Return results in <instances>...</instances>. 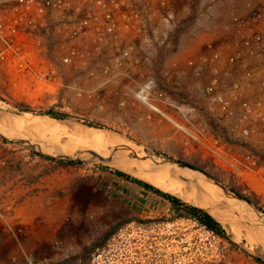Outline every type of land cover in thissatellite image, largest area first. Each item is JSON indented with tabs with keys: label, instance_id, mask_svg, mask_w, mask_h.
<instances>
[{
	"label": "rangeland",
	"instance_id": "obj_1",
	"mask_svg": "<svg viewBox=\"0 0 264 264\" xmlns=\"http://www.w3.org/2000/svg\"><path fill=\"white\" fill-rule=\"evenodd\" d=\"M230 1L178 0L173 6L175 35L171 39L160 33L149 47L139 40L112 41L113 47L108 48L87 38H49L42 40L46 51L8 56L0 66V131L15 140L39 143L50 151L45 152L48 155H55V149L63 153L61 146L47 143L48 133L44 138L35 127L16 130L11 125L14 118L40 123L47 129L65 127L67 135L75 139L92 130L117 134L125 140L122 142L141 147L148 154L200 168L231 193L250 198L264 213V136L219 133L214 118H210L214 107H201L210 126L196 115L190 119L182 115L201 99L196 80H188L186 74L200 64L202 56H212L218 49L221 56L227 53L220 45L226 25L233 16L246 14L253 0H242L247 2L243 11L227 17L222 9ZM201 10L204 18L197 20ZM162 25L156 22L157 28ZM169 41L174 44V53L165 51ZM123 48L128 53L121 52ZM26 108L36 114L53 110L70 118L61 122L20 111ZM173 120L185 125L188 132L175 128ZM207 145L225 161H215ZM89 147L85 143L71 156L89 159L88 152L93 150ZM113 147H106L104 156H109ZM124 152L116 156L128 151ZM127 155L125 162L132 169L157 176L165 187H176L171 194L191 204H210L211 214L222 219L217 218L228 239L192 219L179 218L166 202L113 174V170H122L112 163L49 160L38 148L0 137V209L11 213L16 207L24 210L25 201L30 205L26 215L24 212L15 219L12 229H0V264H65L79 255L88 257L90 264H260L254 258H264V225L246 204L225 197L219 188L194 173V178L184 179L178 168L153 167L151 161ZM252 160L258 162L255 168L249 167ZM200 181L217 198L210 197ZM125 220L130 223L109 237L103 248L87 254L93 244Z\"/></svg>",
	"mask_w": 264,
	"mask_h": 264
},
{
	"label": "built area",
	"instance_id": "obj_2",
	"mask_svg": "<svg viewBox=\"0 0 264 264\" xmlns=\"http://www.w3.org/2000/svg\"><path fill=\"white\" fill-rule=\"evenodd\" d=\"M177 1L0 0V66L8 56L46 51L42 40L49 38H87L108 48L118 40H139L149 47L160 33L172 39ZM204 15L201 10L197 20ZM157 21L163 23L162 28H157ZM226 28L220 45L227 53L221 56L218 49L212 56H202L200 64L186 74L188 80H196L201 99L184 111L183 118L196 115L209 125L201 107L210 106L216 108L210 118H214L219 133L264 136V0H253L248 12L233 16ZM174 49L172 41L166 43L165 51L174 53ZM120 51L128 53L126 48ZM154 110L162 114L160 109ZM173 123L188 132L185 125ZM207 147L215 161H225L222 154ZM257 164L252 160L249 167ZM8 213L0 209V216Z\"/></svg>",
	"mask_w": 264,
	"mask_h": 264
},
{
	"label": "bare ground",
	"instance_id": "obj_3",
	"mask_svg": "<svg viewBox=\"0 0 264 264\" xmlns=\"http://www.w3.org/2000/svg\"><path fill=\"white\" fill-rule=\"evenodd\" d=\"M1 111V110H0ZM1 116V115H0ZM30 116V114H25V116L24 117H26V118H28ZM3 117H5L4 115H3ZM11 118V117H10ZM23 118V117H22ZM2 119V118H1ZM13 119V118H12ZM15 119V120H14ZM13 120V122H12V124L11 125H13L14 126V128H16V130H18L17 128H21V127H23V126H25V127H31L32 126V128L33 127H35L39 132H43L42 134H43V137L45 138V135H44V133H48V135L50 136V137H47L48 138V142L47 143H49V141H53V142H55V143H57V144H59V146H61V148H62V150L61 151H63V153H65V154H68V155H72L73 154V152L76 150V149H78V148H80L82 145H84L85 143L87 144V145H89L91 148H93V150L94 151H96V152H98V153H100L101 155H103L104 156V153H105V149H106V147H111V146H118V145H125V146H129L130 148H132V149H134L139 155H145V150H143V148H141V147H134V145L132 146V143H130V144H127L126 142L124 143V142H122V141H125V140H122V139H120V137L119 136H117V134L116 135H114V134H111V133H107L106 131H101V130H92V131H90V132H84L83 133V135H81V139L79 138V137H76V139H75V137H71V136H73V135H71V136H68L67 135V129L65 130L64 128H62L61 126H59V129H58V127H57V129H47V128H45V127H43V125H40V123L39 124H30V123H28V121L26 120V119H18V120H16V118H14ZM33 119V118H32ZM41 119V118H40ZM2 121H4V118H3V120ZM6 121V120H5ZM9 121H10V119H9ZM34 121H35V119H34ZM33 121V122H34ZM41 121V120H40ZM0 123H2V122H0ZM4 123V122H3ZM6 123H8L7 121H6ZM35 123V122H34ZM38 123V122H37ZM42 123V122H41ZM56 123V122H55ZM47 124V123H46ZM57 124V123H56ZM57 126V125H56ZM63 126V125H62ZM2 127H3V125H2ZM11 128H12V126H10ZM50 127V126H49ZM13 128V129H14ZM54 128H55V126H54ZM6 129V128H5ZM8 130V129H7ZM21 130V129H20ZM36 130V131H37ZM74 130V129H73ZM83 130V129H82ZM15 131V130H14ZM22 131V130H21ZM26 131H27V129H26ZM31 131H33V130H31ZM77 131V130H76ZM28 132V131H27ZM18 133V132H17ZM29 133V132H28ZM31 133H33V132H31ZM35 133V132H34ZM19 134V133H18ZM21 134V133H20ZM11 135V134H10ZM47 135V136H48ZM61 135H62V138H61ZM63 135H64V139L66 138V142L64 141V139H63ZM77 135V134H76ZM65 136H68V137H65ZM75 136V135H74ZM34 137V136H33ZM46 138V139H47ZM40 139V138H39ZM43 139V138H42ZM50 139V140H49ZM122 140V141H121ZM44 141V140H43ZM50 144V143H49ZM56 145V144H55ZM85 147V146H84ZM83 147V148H84ZM87 147V146H86ZM90 147H89V149H90ZM88 148V147H87ZM114 148V147H113ZM41 149L44 151V152H46V153H50V151L49 150H47V149H44V148H42L41 147ZM59 149V148H58ZM112 149V148H111ZM78 151V150H77ZM81 151V150H80ZM83 151V150H82ZM84 151H86L85 149H84ZM88 151V150H87ZM124 152V151H123ZM127 152V151H126ZM119 153H122V152H119ZM125 153V152H124ZM128 153V152H127ZM127 153L126 154H121L119 157H117V159H116V161H114L112 164L114 165V166H116V168H118V169H121L122 171H124V172H126V173H128V174H130V175H132V176H134V177H136V178H138V179H140V180H143V181H145V182H148V183H150V184H152V185H154V186H156V187H158L159 189H161V190H163V191H165V192H169V193H172V191L174 192L175 191V189H176V187H174L173 185H172V187H171V185H170V187H165V185H163V184H160L159 183V181L157 180V176H155V175H151V174H147V171H146V173L144 172H142V171H139V170H134V169H132L129 165H128V163H126L125 162V158H126V155H127ZM129 154V153H128ZM77 155V154H76ZM128 156V155H127ZM156 173V172H155ZM158 174V173H157ZM156 174V175H157ZM172 175V174H171ZM184 175H185V178H190V179H192V178H194V175L192 174V173H184ZM158 176H160V175H158ZM173 176H175V175H173ZM157 177V178H156ZM168 177V176H167ZM166 177V178H167ZM177 177V176H176ZM169 178H171V177H169ZM178 178V177H177ZM176 178V179H177ZM198 179V178H197ZM172 180V182H173V179H171ZM178 180H179V178H178ZM196 181V180H195ZM200 183V187H202L203 186V188H205V190L208 192V193H210L211 195H210V197L211 196H213L214 198H217V197H215L216 195L214 194V193H212V190H211V188H209L208 186H206V185H204L203 183H202V181H200L199 182ZM162 185V186H164V187H162V186H160V185ZM173 184V183H172ZM193 186V185H192ZM182 187V186H181ZM183 188V187H182ZM195 188V187H194ZM197 188H199V187H197ZM180 189V188H179ZM194 190V189H193ZM202 190V189H201ZM198 191V190H197ZM182 192V191H181ZM176 193V192H175ZM178 193V192H177ZM200 193V192H199ZM180 196H181V193H180V191H179V193H178ZM188 195V194H187ZM183 196V195H182ZM189 197V196H188ZM213 197H212V199L211 200H213ZM185 198V197H184ZM186 198H187V196H186ZM185 198V199H186ZM191 198V197H190ZM189 198V199H190ZM219 198H221V197H219ZM209 200V199H208ZM193 201V200H192ZM217 201H219V200H217ZM207 202V201H206ZM210 202V201H209ZM196 203V202H195ZM199 203V202H198ZM208 204V203H207ZM207 204L206 203H204V204H198L200 207H203V208H208V206H207ZM215 204H220L219 202L218 203H216V201H215ZM208 205H210V204H208ZM217 206V205H216ZM210 207H212V206H210ZM215 207V206H214ZM209 209V208H208ZM213 214V213H212ZM221 215V214H220ZM218 218V217H217ZM216 218V219H217ZM222 218L224 219L225 217L224 216H222ZM220 218H218V220H219ZM220 220H222V219H220ZM226 220V219H225ZM224 221V220H223ZM220 222V221H219ZM226 222V221H225ZM224 222V223H225ZM227 222H229L228 220H227ZM232 223V222H231ZM230 223V224H231ZM229 224V223H228ZM234 224H235V222H234ZM246 224V223H245ZM237 225V224H236ZM238 225H239V223H238ZM223 226V225H222ZM247 226V225H246ZM250 226V225H249ZM232 227V226H231ZM240 228V227H239ZM247 228V227H246ZM232 229V228H231ZM254 229V228H253ZM239 230V229H238ZM243 230V229H242ZM255 230V229H254ZM233 231V230H232ZM249 232V231H248ZM246 233V232H245ZM254 233V232H253ZM256 233V232H255ZM254 233V234H255ZM234 234H237V232L236 233H234ZM240 234V233H239ZM238 234V235H239ZM244 235V234H243ZM245 235H247V234H245ZM256 235V234H255ZM248 238H249V236H248ZM253 239V238H252ZM254 240H255V238H254ZM254 240H252V241H254ZM251 243V242H250Z\"/></svg>",
	"mask_w": 264,
	"mask_h": 264
},
{
	"label": "trees",
	"instance_id": "obj_4",
	"mask_svg": "<svg viewBox=\"0 0 264 264\" xmlns=\"http://www.w3.org/2000/svg\"><path fill=\"white\" fill-rule=\"evenodd\" d=\"M21 112H31L35 113L33 110L30 109H20ZM36 114V113H35ZM36 115L40 116H48L56 120H65L70 118L69 115L64 113H57L53 110H49L46 112H39ZM90 127L100 129V125L87 123ZM46 159L53 160V158L49 156H44ZM71 164V162H69ZM73 164V163H72ZM196 167V166H193ZM198 168V167H196ZM200 170V168H198ZM113 174H115L118 178L123 179L125 181H128L132 184L137 185L138 187L142 188L143 190L150 192L160 200L166 202L169 205L170 210L175 213L179 218H187L192 219L195 222H197L201 227L205 228L207 231L213 233L214 235L222 238V239H228L227 232L222 226V224L215 219L207 210L203 208L196 207L194 205H191L184 200H182L180 197L175 196L169 192H165L158 187L145 182L143 180H140L138 178H135L125 172H122L120 170H113ZM237 195L244 200L248 202H252V200L248 197L243 196L240 193H237ZM130 223L128 221H123L119 223L115 228L112 229L111 232H109L102 241L96 242L93 244V246L87 251V254L89 255V252H93L96 249H101L104 247L105 242L108 240L109 237L115 234L122 225ZM231 244L234 247H237V244L231 242ZM256 262L260 264H264V258L255 257L254 258ZM65 264H90V259L88 257H85V255H79L72 257L69 260H66Z\"/></svg>",
	"mask_w": 264,
	"mask_h": 264
},
{
	"label": "water",
	"instance_id": "obj_5",
	"mask_svg": "<svg viewBox=\"0 0 264 264\" xmlns=\"http://www.w3.org/2000/svg\"><path fill=\"white\" fill-rule=\"evenodd\" d=\"M58 121L62 122L64 120H58ZM0 137H2L5 140L14 142V143L27 144L33 148H38L42 152V154L49 156L53 159L64 160V161L73 162V163H82V162L88 161V160H99L102 163H110L111 164L114 161H116V159H117L116 155L119 152L128 151L129 152L128 158H134L135 157L136 159H138L140 161H151L153 163V167H158L160 165L171 166L174 168H178L183 174L184 173H194L195 175L201 176L206 181L213 184L215 187L219 188L225 197L236 199V200L246 204L253 212H255L257 214L261 223L264 225V213L261 211V209L257 208L254 204H252V203L244 200L243 198L239 197L237 194L231 193L225 186H223L220 182L216 181L212 176H210L206 172L199 170L198 168L193 167V166H191L185 162L177 161V160L172 159V158H167V157L161 156L159 154L151 155V154L145 153V155H139L134 149L130 148L129 146H125V145H118V146H115L114 148H112V150H111L112 152L109 156H103L94 150H90L88 153L91 155V158H89V159H83V158L78 157V156H71V155L62 153L57 149H55V152H56L55 155H48V154H45V152L41 149L42 146L39 143L30 141V140H25V139L15 140L13 138L6 136L1 131H0ZM184 179H186V178H184ZM189 204H191V203H189ZM191 205H194V206L199 207V208H203V207H200V206L195 205V204H191ZM203 209L207 210L211 214V212L208 208H203Z\"/></svg>",
	"mask_w": 264,
	"mask_h": 264
},
{
	"label": "crops",
	"instance_id": "obj_6",
	"mask_svg": "<svg viewBox=\"0 0 264 264\" xmlns=\"http://www.w3.org/2000/svg\"><path fill=\"white\" fill-rule=\"evenodd\" d=\"M185 2H190V0H185ZM246 3L247 2L242 1V0H231L229 3L224 4L222 12L226 13L225 15L227 17H229L231 15H234V14H237V13H240L247 6ZM2 173L3 172L0 173V176H2ZM0 180H1V177H0ZM6 185H7V188H8L9 187V183H6ZM3 187H4V185H3ZM22 195L25 198L26 194H22ZM14 196L17 198V193ZM29 199H30V197L28 198V202H29ZM29 206H30L29 203H27L25 201L24 210H22V209L20 210L19 208L16 207L15 209L13 208V211L11 213L7 214L5 217H1L0 218V229L1 230L5 229V226L8 229H12L14 227L15 219L16 218H21V216H23L24 212H25V215H26L28 212L25 211V210L27 208H29Z\"/></svg>",
	"mask_w": 264,
	"mask_h": 264
}]
</instances>
